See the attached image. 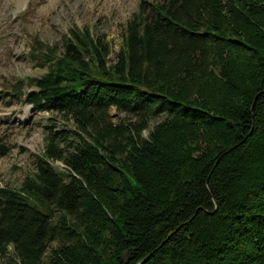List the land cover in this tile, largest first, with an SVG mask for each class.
Returning <instances> with one entry per match:
<instances>
[{
  "label": "trees",
  "instance_id": "16d2710c",
  "mask_svg": "<svg viewBox=\"0 0 264 264\" xmlns=\"http://www.w3.org/2000/svg\"><path fill=\"white\" fill-rule=\"evenodd\" d=\"M68 32L14 92L72 125L0 185V264H264V0H137L111 62Z\"/></svg>",
  "mask_w": 264,
  "mask_h": 264
},
{
  "label": "rangeland",
  "instance_id": "374dc122",
  "mask_svg": "<svg viewBox=\"0 0 264 264\" xmlns=\"http://www.w3.org/2000/svg\"><path fill=\"white\" fill-rule=\"evenodd\" d=\"M136 5L137 0H0V143L7 148L0 155V185L16 187L33 170L32 157L42 150L46 124L72 125L71 119L56 111L33 109L16 98L15 89L26 86L27 77L45 70L40 63L43 56L35 55L40 52L37 50H46L49 45L59 50L69 28H86L92 36L104 38L111 62L122 39L124 22ZM109 114L112 120L127 117L113 107ZM53 164L62 167L58 161Z\"/></svg>",
  "mask_w": 264,
  "mask_h": 264
},
{
  "label": "water",
  "instance_id": "95a60500",
  "mask_svg": "<svg viewBox=\"0 0 264 264\" xmlns=\"http://www.w3.org/2000/svg\"><path fill=\"white\" fill-rule=\"evenodd\" d=\"M125 255V252L124 253H122V256H124Z\"/></svg>",
  "mask_w": 264,
  "mask_h": 264
}]
</instances>
